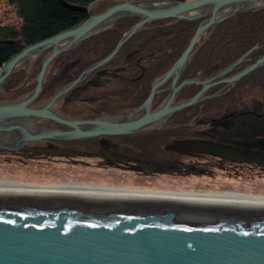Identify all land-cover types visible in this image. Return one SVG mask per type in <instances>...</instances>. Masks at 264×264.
<instances>
[{
    "label": "water",
    "instance_id": "water-1",
    "mask_svg": "<svg viewBox=\"0 0 264 264\" xmlns=\"http://www.w3.org/2000/svg\"><path fill=\"white\" fill-rule=\"evenodd\" d=\"M252 4L264 6V0H124L99 14H91L89 7H85L87 17L81 23L27 45L0 69L1 86L27 59L49 50L33 91L21 100L0 104V132L22 135L19 144L0 143V147L63 154L66 149L27 147L23 143L139 133L163 117L197 104L205 98L203 95L210 86L219 82L236 84L264 66L263 56L235 75L225 77L257 47L217 76L204 81L185 79L177 86L187 61L203 45L194 50L204 31ZM230 6L241 9L223 13ZM195 11L198 13L191 15ZM136 14L145 18L124 34L110 54L85 69L45 105L33 104L43 88L49 65L59 54L78 47L115 21ZM206 15L210 17L198 27L180 58L153 83L147 99L131 114L80 120L53 109L74 86L112 60L148 22L173 19L175 23ZM171 77L169 95L153 110L158 88ZM217 78L221 79L216 81ZM189 83H200L203 88L191 98L173 103L178 90ZM26 118L50 119L71 129H43L32 133L13 121ZM4 122L11 123L4 125ZM176 146L189 152H223L228 159L264 166V153L259 151L243 152L206 141H179ZM102 154L111 161L126 159L106 147L102 148ZM140 164L156 168L148 163ZM0 264H264V205L0 191Z\"/></svg>",
    "mask_w": 264,
    "mask_h": 264
},
{
    "label": "trees",
    "instance_id": "trees-1",
    "mask_svg": "<svg viewBox=\"0 0 264 264\" xmlns=\"http://www.w3.org/2000/svg\"><path fill=\"white\" fill-rule=\"evenodd\" d=\"M102 1L105 5L102 6L100 13L124 0H8L15 7L21 23L20 25H0V69L5 62L18 54L27 45L51 37L81 23L87 17L85 7ZM208 17L182 19L173 24H170L173 19H157L148 22L146 24L148 28L131 37L112 60L85 78L86 80L84 79L80 85L78 84L72 88L69 91V96L66 95L64 98L68 100L71 98L70 96H77L74 94L79 88H86L90 85L108 87L109 82L117 80L120 87L116 89V92L121 95V98L120 101H115L117 103L114 102L112 105H119L120 102H123L124 104L121 105L124 111L129 112L136 109L149 96L153 83L171 69L180 58L189 46L200 24ZM144 18L143 15L136 14L119 19L106 30L84 40L78 47L59 54L49 65L45 83L36 101L40 99L48 101L65 85L78 77L82 71L110 54L124 34ZM204 40V44L197 53L187 61L180 81L187 78L206 80L209 77L218 75L254 47L257 48L242 63L236 66L228 76L235 75L263 57L264 8L237 13L216 26L210 27L201 35L195 50ZM48 52L49 50L39 54L35 58V63L29 69L27 66L33 58L27 59L4 80L0 88L6 90L8 87L13 86V89L15 88L17 91L15 93L20 91L21 94L32 91L37 85V77L43 59ZM258 73L264 74V66L251 74ZM94 74L97 75V78L107 79L108 82L102 83L99 79H93ZM169 83L170 81L159 88L160 91L153 100V109L158 107L167 97L168 91L163 89ZM239 86V83H237L233 90ZM187 88V94L185 96L179 95L176 98L177 102L194 96L201 85L194 84ZM214 91L215 89L212 88L207 94H213ZM214 103V99L205 100L195 106L177 111L172 118L180 119V121L175 122L185 124L191 122L194 124L196 122H192L190 110H197L203 105L206 109H209L212 108ZM257 122L262 123V120H254V123ZM185 128L190 129L191 125ZM171 131L170 128L169 132ZM206 165L207 167L210 165L221 166L211 161ZM222 165L228 168V165ZM170 180L179 183V181H187V178L178 177L170 178ZM241 180L244 179L237 177L236 182H233L235 186H232L229 190H259L264 188L256 180ZM223 184V182L208 179L207 187L218 188L224 186Z\"/></svg>",
    "mask_w": 264,
    "mask_h": 264
},
{
    "label": "rangeland",
    "instance_id": "rangeland-1",
    "mask_svg": "<svg viewBox=\"0 0 264 264\" xmlns=\"http://www.w3.org/2000/svg\"><path fill=\"white\" fill-rule=\"evenodd\" d=\"M103 5L105 4L102 1L89 5L88 7L91 14H97L100 13V10L102 9ZM261 8H264V6H261V4H252L243 7L242 12L257 10ZM238 9H241V7L234 8V10H238ZM206 16L210 17V15H206ZM172 22L170 24H173ZM20 23L21 20L18 17L15 7L12 4H10L8 0H0V25H10V24L20 25ZM145 28L148 27L145 25ZM204 42L205 40L202 43L204 44ZM36 57H33V59L30 60L27 66L28 69L29 67L32 66V64L35 63ZM251 73L241 78L237 82L239 83L240 86L234 90H233V86L235 84L232 83L230 84L218 83V85L213 86L212 88L215 89V91L213 92V94L210 95L220 94V96L217 99H215V103L213 104L214 107L212 106V108L219 109V108H225L228 105H232L231 106L232 108H238L244 110H249L251 107L254 108L255 110L264 109V74H259V73L251 74ZM78 77H76L75 79H77ZM94 78L99 79L100 82L102 83L108 82L107 79L97 78L96 74L93 75V79ZM172 79L173 78L168 79L163 85H165L169 81L171 82ZM220 79L221 78H217L216 80H220ZM83 81L84 80H82L79 83V85ZM194 84L195 83H189L182 86L181 87L182 89L180 91L178 90L179 92L177 93L176 97H178L179 95L185 96L188 92L187 87ZM108 85H109L108 87L107 86L98 87L97 85L96 86L90 85V86H86V88L85 87L79 88V90L76 91V93L74 94L77 96L74 97L70 96L71 98L68 100L63 98L59 102L56 111L59 112L61 115H65L70 118H75L80 120L109 118L111 116H116V118H119L122 115L127 116L131 114L135 109L129 112L124 111V108L121 105L124 104L123 102H120L121 104L119 105H112V103H114L115 101H120L121 98V95L116 92V89L120 87L119 82H117V80L116 81L113 80L112 82H109ZM228 86H232V87H230L231 89L226 91ZM12 89L13 86L8 87L6 90L0 88V104L21 100L33 91L32 90L25 94H21L20 91L18 93H15L17 92L15 88L13 90ZM68 94L69 92L66 95L69 96ZM53 96L49 98L48 101L45 99H40L39 101H36L35 99L33 104L37 106L45 105L53 98ZM206 97L208 98L210 96L206 95ZM187 99L189 98L183 99L180 102L185 101ZM190 112L192 113V110H190ZM191 113L190 116L192 118L193 116L194 117L198 116V112L197 113L193 112L192 114ZM169 116L171 118L173 117L172 114L167 115L166 117L160 119L158 123L165 124L166 119L170 118ZM247 116H249V114L245 115V117ZM259 117H261V114H259ZM51 121L57 124L52 123ZM33 122L36 126H41L43 129H58V130L71 129V127L69 126L63 125L61 123H58L50 119H33ZM188 124L189 126L191 125V129L197 127L196 123L192 124L190 122ZM159 126L160 125H158L157 127L155 126L154 129L145 130L139 133L128 134V135H119V136L100 135L93 139L82 138V139H73V140L42 139L31 142L26 141L23 143V145L27 147L48 148L49 146H45V145L48 143V141L54 140L57 141V143L60 144L61 146L54 147L51 149H55V150L59 148L66 149L67 152L63 154H53V153L41 152V151L22 150L19 148L8 149V148L0 147V180L17 181V182L18 180L19 181L21 180L24 183H28V182L45 183L56 180H66V179L73 180L75 178H79V179L81 178V180L88 179L89 181H95V182H108V183L121 184V185L130 184L139 187L145 186L150 188L153 187L166 188L176 185L171 184L172 180H170L169 183H161L158 180L165 177V175L173 174L179 178L198 176V179L205 178L213 181H220L224 183L223 184L224 186H221L223 189H230L232 188V186H235L233 182H236L237 177H241L244 179L241 181H246V179L256 180L260 183V186H264V170H261L258 167H250V166L236 167V165H229V164H228V168L222 167V165L221 166L210 165L209 167H207V165L205 166L204 164L201 163L198 164L192 160H188V158L183 157L185 159V162H187L184 164L190 165L192 163L191 165H193L192 167L190 166L186 168L187 170H189V172H191L190 175H184L183 173H160L159 175L158 174L147 175L140 173L136 170L118 167L116 165L106 164V162H103L108 158L104 157V155L102 154V145L99 143V140L106 137H109V140H111L113 143L119 144L122 147L124 146V148L130 149L131 152H136L140 157L151 158L153 156H156L155 154L157 155L160 154L159 155L160 157H167L168 155L173 154L172 152L166 150L162 146L166 142L168 144L170 143L168 141V136L170 135V132L164 131L162 128L160 129ZM155 129H160V131L154 132ZM29 130L30 132L32 131L31 129ZM15 133L17 135L16 136L17 139H19L20 134L18 132ZM32 133H37V132H32ZM5 136H6L5 133L0 132V143L1 142L3 143L2 138H8L6 139L7 141L10 142L12 141L11 139L12 137L9 138ZM10 144L11 143H9V145ZM94 153L95 154L100 153V155L99 154L95 155ZM175 156H179V155L176 154ZM120 157L123 156H121L120 154ZM76 159H78V161H75ZM207 160L211 161L212 159L211 160L207 159ZM112 161H116V160H112ZM194 164H198V165H194ZM193 172L195 174H192Z\"/></svg>",
    "mask_w": 264,
    "mask_h": 264
},
{
    "label": "flooded vegetation",
    "instance_id": "flooded-vegetation-1",
    "mask_svg": "<svg viewBox=\"0 0 264 264\" xmlns=\"http://www.w3.org/2000/svg\"><path fill=\"white\" fill-rule=\"evenodd\" d=\"M228 75L225 77L226 78L230 77ZM187 79H195V78H187ZM196 80L204 81L200 78ZM216 81H219V80H216ZM171 82L169 83V85H167L163 89V90L168 91V95L170 93V90L168 88ZM181 82L182 81L179 80L177 83V86ZM219 83H222V82H219ZM195 84L201 85V88L199 89V91L203 88L202 84L200 83H195ZM215 85H218V83L210 86L209 89L204 93L203 97L205 98L199 101L198 103L211 99L212 97L218 95V94L216 95L207 94V92ZM232 86H228L226 91L231 89L230 87ZM181 89L182 88H180L179 91ZM206 95L210 97L206 98ZM176 98L177 97L175 96L173 103H178L176 101ZM231 106L232 105H228L225 108H219V109L217 108L216 109L214 108L206 109L203 105L201 108L197 109V111L193 109L192 113L198 112V116H195V117L193 116L192 118V121L194 122L196 121V124H197V127L193 129L185 128V127H190L189 124L178 122L179 130L177 134L171 131L170 135L168 136V141L170 143L168 144L166 142L162 146L166 150L172 152L175 155L178 154L179 156L170 154L167 157H160L159 156L160 154L158 155L155 154L156 156H153L151 158L140 157L138 156L136 152H131L130 149L124 148V146L122 147L119 144L113 143L111 140H109V137L100 139L99 143L102 145V148L106 147L108 150H111L119 155L121 154V156L123 157H126V159L120 158L116 161H110L107 159L106 163L116 165L118 167L136 170L140 173L148 174V175L160 174V173L166 172L168 170L167 168L168 165L172 167H175V166L178 167V165L180 164L182 165V162H183L184 167L187 168V164H184V163H187L185 162V160H183L184 158H188V160H194V161L197 160V162H204V164L209 162V160L207 159H210V160L212 159L211 162H215L217 165H222V164L228 165L229 164V165H236V167L238 165L243 166V167L250 166V167H258L264 170V167L259 166V165H254V164H249V163L247 164V163L238 162L235 160H230L226 157V155L223 152H214V153L189 152V151L184 150L181 147L176 146L177 142L179 141H206V142L219 143L222 145L233 147L243 152H248V151L264 152V109L255 110L254 108L251 107L249 110H244V109L232 108ZM152 109H153V104H152ZM176 112H174L172 115H174ZM247 114H249V116L245 117V115ZM259 114H261V117H259ZM168 119H166L165 124H159L160 125L159 128L160 129L162 128L164 131L169 132L172 125L176 124V122H173V120H171V117ZM254 120H257V121L262 120V123H259V122L254 123ZM160 129H155L154 132L160 131ZM45 146H49L48 148L51 149V148L58 147L61 145L58 144L57 141L50 140ZM98 154L100 155V153H97L95 155H98ZM182 155L184 157L183 159H182ZM136 161H139V163H137ZM140 163H146V164L148 163V164L154 165L158 168L159 172H154L150 168H145L143 164H140ZM222 166L225 167L224 165ZM188 167L190 166L188 165Z\"/></svg>",
    "mask_w": 264,
    "mask_h": 264
},
{
    "label": "bare ground",
    "instance_id": "bare-ground-1",
    "mask_svg": "<svg viewBox=\"0 0 264 264\" xmlns=\"http://www.w3.org/2000/svg\"><path fill=\"white\" fill-rule=\"evenodd\" d=\"M237 8V6H230L223 11V13H228ZM198 13V11L192 12L191 15ZM107 26V25H106ZM104 28V27H103ZM100 30V29H98ZM97 30V31H98ZM257 70V69H256ZM236 85V84H235ZM234 85V86H235ZM233 86V87H234ZM228 91V90H227ZM219 95L212 97L211 99H217ZM59 105V101H57L53 105V109H56ZM157 108V107H156ZM155 108V109H156ZM118 116V115H117ZM124 116V115H122ZM121 117V116H120ZM109 118H116V116H111ZM173 122L180 121V119L172 118ZM15 123H19L27 129H31V132H39L43 130L41 126H36L32 119H14ZM11 122H4L5 124H9ZM159 125L158 122L145 127V129L150 130L154 129L155 126ZM171 130L173 133L178 132V122L172 125ZM30 131V130H29ZM5 133V137H9L12 141H7L8 138H2L3 144L11 143L9 146H13L16 143L19 144L18 140L22 137L20 134V138L17 139V135L13 131L2 132ZM140 135V134H137ZM91 139L96 137H90ZM143 138V137H142ZM15 140V141H14ZM2 143V142H1ZM196 152V151H190ZM264 153V152H263ZM52 158V157H50ZM183 159V155H182ZM185 160V159H183ZM182 160V161H183ZM232 160V159H230ZM75 161H78L76 159ZM194 161V160H192ZM238 161V160H235ZM103 162H106L104 160ZM204 164V162H197ZM243 163H249L245 161H238ZM108 164V163H106ZM192 164V163H191ZM189 166H193V165ZM198 165V164H194ZM205 165V164H204ZM254 165H259L255 164ZM160 166V165H159ZM240 166V165H238ZM261 166V165H259ZM188 167V165H187ZM264 167V166H262ZM154 172H159L158 168L149 167ZM164 168V166H163ZM168 170L163 173H183L184 175H190L191 172L187 170L182 162V165H178V167H172L170 165L167 166ZM262 170V169H261ZM192 174H195L194 172ZM148 175V174H147ZM159 175V174H158ZM171 179L178 178L175 175H165V177L159 179L161 183H169ZM208 179L199 178L197 176L187 177V181H179V183L171 182L176 186L166 187V188H150V187H139L135 185H121V184H113L108 182H95L89 181L88 179L75 178V179H66V180H56L52 182L45 183H24L23 181H4L0 180V191L7 192H30V193H52V194H75V195H97V196H117V197H137V198H155V199H172V200H188V201H205V202H222V203H239V204H255V205H264V188L257 189H223L221 187L213 188L207 187ZM163 185V184H162Z\"/></svg>",
    "mask_w": 264,
    "mask_h": 264
}]
</instances>
